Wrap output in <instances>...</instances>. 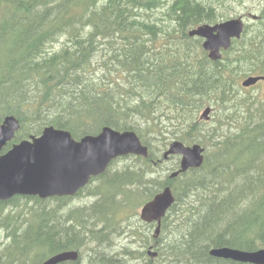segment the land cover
<instances>
[{
    "label": "trees",
    "instance_id": "16d2710c",
    "mask_svg": "<svg viewBox=\"0 0 264 264\" xmlns=\"http://www.w3.org/2000/svg\"><path fill=\"white\" fill-rule=\"evenodd\" d=\"M262 9L212 60L189 30L221 21L215 0H0V120L12 114L21 123L1 153L49 125L75 138L106 125L134 130L149 147L148 157H119L91 178L76 194L87 190L89 204L65 211L73 197L0 200V264H40L71 249L79 259L60 264H251L210 250L264 248V98L243 95L255 86L240 82L264 75ZM216 105L205 128L199 112ZM173 140L202 144V166L170 178L180 167L179 155L163 158ZM119 159L133 162L116 168ZM167 185L176 201L159 236L136 227L145 249L115 251L114 233L127 231L122 215Z\"/></svg>",
    "mask_w": 264,
    "mask_h": 264
},
{
    "label": "water",
    "instance_id": "95a60500",
    "mask_svg": "<svg viewBox=\"0 0 264 264\" xmlns=\"http://www.w3.org/2000/svg\"><path fill=\"white\" fill-rule=\"evenodd\" d=\"M257 18L256 15L253 16ZM246 20L242 16L225 19L216 23H204L189 31L190 36L204 39L203 47L212 60H220L223 50H228L235 38L244 32ZM264 80V75H250L242 82L250 87ZM212 107L207 106L200 119L210 120ZM21 127L15 115H6L0 120V200H9L16 195L74 196L89 184L91 178L103 174L111 162L129 154L149 156V147L144 144L134 130H118L104 126L97 134H86L75 138L70 130L54 125L46 126L40 135H31L14 143L10 149L3 148L15 138ZM180 155V167L170 173L174 178L191 168L202 166L205 147L200 143L185 144L181 140L172 141L164 151L163 158ZM176 201L170 185L165 186L141 209L140 217L147 223H156L154 236L158 237L164 217ZM212 256L234 261L264 264V248L243 250L230 246L213 247ZM151 257L157 252L149 250ZM80 252L76 249L64 250L51 255L40 264H60L77 261Z\"/></svg>",
    "mask_w": 264,
    "mask_h": 264
},
{
    "label": "rangeland",
    "instance_id": "374dc122",
    "mask_svg": "<svg viewBox=\"0 0 264 264\" xmlns=\"http://www.w3.org/2000/svg\"><path fill=\"white\" fill-rule=\"evenodd\" d=\"M215 5L218 9V12L221 14L220 20H225L227 18L230 19L233 17L242 16L245 18L246 22L248 24H250V26H252V25L256 24V20H257L253 16L256 15L258 17L261 15L264 2H263V0H215ZM162 14H163V12L161 9H160V11H158L156 13L157 16L164 17ZM222 14H223V16H222ZM244 79L245 78L240 79V82L242 83ZM253 86H255V87L249 88V89H243L241 91L242 94L245 96L255 95L256 97L264 98V80H260L257 84H255ZM250 98H253V97H250ZM206 107H204V109ZM214 107L215 108L210 113V116H211L210 120H208V123L206 125H204L205 128H211L212 126H214V124L216 122L215 119H216V116H217L220 109L217 105ZM204 109L200 110L199 115L202 113V111ZM132 162H133L132 159H119L116 162V164L114 165V167L122 168L123 166H125L127 164H131ZM156 175L160 176V178H162V179H165L166 175H168V171L165 168H161V169H159V172L156 173ZM94 199H95V197L88 195L87 190H86V192L84 194H81L79 196H74L69 201V203H68L69 205L67 204L65 211H68L69 207H77V206H83V205L89 204L92 201H94ZM29 203H32V202H29ZM141 209H142V205L139 206L136 210L130 211L128 214L122 215V221H123L122 227L124 229V226H126L127 231L126 232L123 231L121 234L114 233V236L112 237V240H113L112 241L113 242L112 248L115 251H117V250L122 251V250H126V249H128V250L129 249H133V250L136 249V250L142 251L145 249V247L144 248L140 247L141 245H140V242L138 240L140 238L135 239L133 234H132V230L134 228L138 227L141 236L144 232L146 234H148V233L154 234V231H155L157 224L154 223V224H152V227H148L146 225V222H144L140 217ZM18 211H19V209H16V208L14 209V212H18ZM172 224L170 226H168V230H169V228L172 227ZM128 226H130V227L128 228ZM6 238H7L6 232L4 230L0 229V242L1 243H3L4 241L6 242L7 241ZM166 239H169V237H165V240ZM147 256L149 257V254ZM130 257H132V256H130ZM144 260L145 259L138 261L136 259H130L129 262H131V264H139V263L143 264L142 262ZM157 264H165V263L163 261H158Z\"/></svg>",
    "mask_w": 264,
    "mask_h": 264
},
{
    "label": "bare ground",
    "instance_id": "6f19581e",
    "mask_svg": "<svg viewBox=\"0 0 264 264\" xmlns=\"http://www.w3.org/2000/svg\"><path fill=\"white\" fill-rule=\"evenodd\" d=\"M100 246V245H99ZM6 256V255H5Z\"/></svg>",
    "mask_w": 264,
    "mask_h": 264
}]
</instances>
